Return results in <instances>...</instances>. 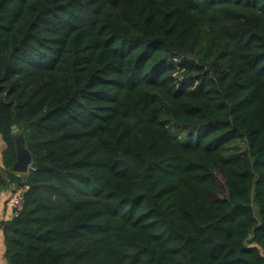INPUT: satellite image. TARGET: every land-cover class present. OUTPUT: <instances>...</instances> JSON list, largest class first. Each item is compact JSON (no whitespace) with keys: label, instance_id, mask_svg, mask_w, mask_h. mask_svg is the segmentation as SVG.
Masks as SVG:
<instances>
[{"label":"trees","instance_id":"trees-1","mask_svg":"<svg viewBox=\"0 0 264 264\" xmlns=\"http://www.w3.org/2000/svg\"><path fill=\"white\" fill-rule=\"evenodd\" d=\"M0 137L8 264H264V0H0Z\"/></svg>","mask_w":264,"mask_h":264},{"label":"crops","instance_id":"crops-1","mask_svg":"<svg viewBox=\"0 0 264 264\" xmlns=\"http://www.w3.org/2000/svg\"><path fill=\"white\" fill-rule=\"evenodd\" d=\"M0 166L3 167V151L6 149V145L2 138L0 137ZM18 190L25 191V189H15L14 187H9L6 190L0 191V264H8L5 253H6V242L4 231L1 228L3 222L12 220L15 215L10 207V200L16 195Z\"/></svg>","mask_w":264,"mask_h":264},{"label":"water","instance_id":"water-1","mask_svg":"<svg viewBox=\"0 0 264 264\" xmlns=\"http://www.w3.org/2000/svg\"><path fill=\"white\" fill-rule=\"evenodd\" d=\"M13 133L18 134L17 137V162L14 165V172L18 174H26L29 171V166L32 163V156L29 150L25 147L24 139L19 134L17 126L13 127Z\"/></svg>","mask_w":264,"mask_h":264},{"label":"built area","instance_id":"built-area-1","mask_svg":"<svg viewBox=\"0 0 264 264\" xmlns=\"http://www.w3.org/2000/svg\"><path fill=\"white\" fill-rule=\"evenodd\" d=\"M30 169L34 170V168L30 165ZM24 191L18 190L16 195L10 200V207L12 208L14 215L17 216L24 207Z\"/></svg>","mask_w":264,"mask_h":264},{"label":"rangeland","instance_id":"rangeland-1","mask_svg":"<svg viewBox=\"0 0 264 264\" xmlns=\"http://www.w3.org/2000/svg\"><path fill=\"white\" fill-rule=\"evenodd\" d=\"M240 147H241V151H244L246 149V145H244V144H241ZM253 208H254L255 215L258 217L259 216L258 206L256 204H254Z\"/></svg>","mask_w":264,"mask_h":264}]
</instances>
